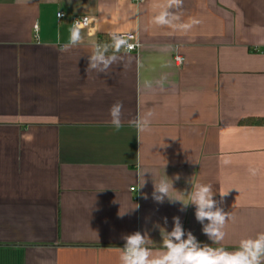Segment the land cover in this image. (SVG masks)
I'll return each mask as SVG.
<instances>
[{"label":"crops","instance_id":"obj_1","mask_svg":"<svg viewBox=\"0 0 264 264\" xmlns=\"http://www.w3.org/2000/svg\"><path fill=\"white\" fill-rule=\"evenodd\" d=\"M165 3L0 0V264H119L121 237L145 230L156 254L153 224L171 231L173 216L211 245L195 207L155 203L143 171L180 174L178 191L191 178L211 183L217 201L229 191L219 206L233 219L213 247L233 251L264 232V125L241 123L264 119V0H183L175 25H157ZM73 15L91 23L84 43L63 51ZM111 33L140 46L121 51L110 76L87 73L91 46ZM147 112L151 130L138 134L130 121Z\"/></svg>","mask_w":264,"mask_h":264},{"label":"clouds","instance_id":"obj_2","mask_svg":"<svg viewBox=\"0 0 264 264\" xmlns=\"http://www.w3.org/2000/svg\"><path fill=\"white\" fill-rule=\"evenodd\" d=\"M183 0H166L161 11L155 15L154 23L161 26H173L180 18L173 11L179 9ZM61 14L59 13V16ZM189 28L191 25H181ZM111 43H96L91 46L88 55V65L85 71L103 73L110 76V69L113 65L122 63L120 55L122 49H129L131 45L122 34L111 33ZM84 43L82 26L74 21L69 29V39L63 45V51ZM166 78L162 77L156 84L163 89ZM147 88H152L151 82L146 83ZM111 124L116 131H119L123 124V103L117 101L109 109ZM153 113L147 112L143 116L138 115L130 121L137 133H145L151 130ZM145 173H151L153 181L152 200L157 204H163L167 200L170 204L179 202L181 212L187 210L189 205L195 207V219L202 225V233L212 242L211 245L203 244L190 230H185L180 216H173V226L171 231L159 223H154L153 227L159 229L162 238V250L153 254V250L148 246L150 237L148 231H135L125 234L121 238L125 241L123 247H119V264H264V232L258 233L254 238L241 239L237 248L228 251L221 245L225 238V226L229 220L233 219L230 212H225L219 206L223 202L227 192H219L220 201L214 199L215 191L211 183H192V178L188 181L191 184L190 191H178L173 186V181L181 179L180 174L169 178L166 174L159 180L153 178L151 171H143V182L140 188L145 186ZM254 174V173H253ZM173 192L187 196V202L172 195ZM144 194V199H148ZM139 205L133 209H138ZM123 215V214H122ZM164 225H167V217L163 218ZM207 221V222H206Z\"/></svg>","mask_w":264,"mask_h":264},{"label":"built area","instance_id":"obj_3","mask_svg":"<svg viewBox=\"0 0 264 264\" xmlns=\"http://www.w3.org/2000/svg\"><path fill=\"white\" fill-rule=\"evenodd\" d=\"M130 1L133 3H136V4L144 2V0H130ZM59 13L56 14L57 18L58 19L63 18L64 14L60 13L61 15L59 16ZM74 21L78 22L82 26V29L88 28L90 26V23H91V19L87 15H73V16H71V19H70L71 26L73 25ZM33 31H34V33H36V31H37L36 25H34ZM122 35H124L125 38L128 40L129 44L131 45V48L122 49L121 51L126 52V53L137 51V49L140 46V43L135 39V37L131 34H122ZM173 61L177 66H180L183 63L184 58L180 55H174ZM130 191H134V188L131 187Z\"/></svg>","mask_w":264,"mask_h":264},{"label":"trees","instance_id":"obj_4","mask_svg":"<svg viewBox=\"0 0 264 264\" xmlns=\"http://www.w3.org/2000/svg\"><path fill=\"white\" fill-rule=\"evenodd\" d=\"M97 43H111L110 35H99L97 38ZM242 124H250V125H264V119H246L241 121Z\"/></svg>","mask_w":264,"mask_h":264}]
</instances>
